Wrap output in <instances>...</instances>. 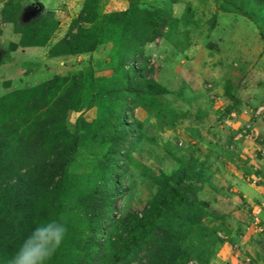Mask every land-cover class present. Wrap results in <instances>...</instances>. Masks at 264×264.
Wrapping results in <instances>:
<instances>
[{
    "label": "rangeland",
    "instance_id": "rangeland-1",
    "mask_svg": "<svg viewBox=\"0 0 264 264\" xmlns=\"http://www.w3.org/2000/svg\"><path fill=\"white\" fill-rule=\"evenodd\" d=\"M45 1L0 0V100L44 86L28 110L15 95L0 105V128H16L24 114L41 135L25 169L0 175V264L51 219L67 232L47 264H108L129 218L172 186L195 210L179 208L169 222L201 219L215 230V242L191 261L264 264V231L252 219L264 228V0H179L174 9L176 0ZM158 11L165 17L147 43ZM87 14L99 20L84 24ZM81 27L95 36L86 44H99L64 53ZM162 87L169 93L155 94ZM231 130L242 157L227 145ZM233 171L258 190L245 192L249 203L228 191ZM162 233L131 264H153Z\"/></svg>",
    "mask_w": 264,
    "mask_h": 264
},
{
    "label": "trees",
    "instance_id": "trees-1",
    "mask_svg": "<svg viewBox=\"0 0 264 264\" xmlns=\"http://www.w3.org/2000/svg\"><path fill=\"white\" fill-rule=\"evenodd\" d=\"M84 8V6H83ZM82 8V9H83ZM85 9V8H84ZM130 14L129 11L123 13L112 14V17L118 18L119 16H127ZM41 15V14H39ZM42 15L34 18L32 25L39 23L42 20ZM165 14L161 11L155 16L154 23L152 25L156 27L154 32L149 36L145 42H152L157 38V32L160 28V22L164 19ZM130 21H125L124 26L130 27L132 23V17L130 16ZM99 18L95 14L92 16H87L82 20L84 24H92L98 21ZM94 34L90 33L86 27H81L76 35L70 37V41L65 43L66 49L64 53L67 54H80L85 52H92L99 42H92L91 44H86L89 38H94ZM120 37H125L124 33H120ZM50 39V38H49ZM48 41V38L43 40V42H29L22 41L18 44L20 47H30V46H43ZM58 53V52H57ZM56 53V54H57ZM56 56V55H52ZM136 62V60H135ZM138 70V73H142L140 68H135L134 71ZM156 87L155 85H153ZM49 88H53L52 83L48 84ZM44 86L35 88L30 91H20L15 94L6 95L0 100V105H4L6 102L9 103L13 99V96H20L24 100L23 110H28L29 106L37 99L39 95L43 92ZM168 90L163 88L157 89L155 94L163 95L168 94ZM31 94V96L26 97ZM129 110H125V120ZM18 123L16 128L11 129L8 126L0 128V175L4 172H17L19 170L25 169L26 165H29L30 161L24 159L28 155L35 153L38 154L37 150L40 145L41 135L38 124L29 123L26 120V115L22 114L20 118L15 119ZM124 127L127 126L126 121H124ZM40 138V139H39ZM70 150H74L70 147ZM62 163L63 166H67L68 159H64ZM188 179L194 176H187ZM59 185H56L55 190H58ZM161 188L157 194V197L153 199L146 210L143 211L140 217L138 215L131 216L127 221L126 225L123 226V230L126 228L125 232L120 236L116 235L118 239L114 241L115 251L112 253L108 264H131L138 253L142 250V247L149 242V239L157 230H161L163 233L154 242H157L156 248L160 247V251L157 252L153 264H187L191 260L201 259L199 253L204 254L206 251L202 247L205 244H213L216 240L215 230H208L202 222V220L191 221V219L184 218L183 220H177L176 223L169 222V215L179 208H183L188 205L189 209L195 210V206H189V200L182 194L179 187H170L168 191H164ZM108 199L106 201L105 215H108L107 207L111 205L112 196L110 194L106 195ZM187 207V208H188ZM176 224V226L173 225ZM187 230L184 233V230ZM190 232H193V236H188L192 241L190 246L186 245L185 236ZM204 238L206 240H204ZM217 242V241H216ZM195 243V244H194ZM208 264L209 259L203 258Z\"/></svg>",
    "mask_w": 264,
    "mask_h": 264
},
{
    "label": "clouds",
    "instance_id": "clouds-1",
    "mask_svg": "<svg viewBox=\"0 0 264 264\" xmlns=\"http://www.w3.org/2000/svg\"><path fill=\"white\" fill-rule=\"evenodd\" d=\"M66 232L62 219L39 224L23 240L9 264H47L62 244Z\"/></svg>",
    "mask_w": 264,
    "mask_h": 264
},
{
    "label": "crops",
    "instance_id": "crops-1",
    "mask_svg": "<svg viewBox=\"0 0 264 264\" xmlns=\"http://www.w3.org/2000/svg\"><path fill=\"white\" fill-rule=\"evenodd\" d=\"M44 2V1H43ZM45 2H50V0H46ZM178 4H179V0H176V1H174L172 4H171V9H174V7H177L178 6ZM174 15V14H173ZM174 17H177L178 18V16H175L174 15ZM216 29V27L213 29V32H214V30ZM27 49V48H26ZM246 111V110H245ZM247 112V111H246ZM229 136H228V139L226 140L227 141V145L228 144H230V146L232 145V144H235V146L237 147V156H239V157H242V155H238V153H239V148L241 147V142H239V141H236L235 140V134H236V131H233V130H231L229 133ZM232 144H231V143ZM213 143H214V147H215V150L216 151H219L224 145L217 139V140H214L213 141ZM224 148H226V146L224 147ZM228 150H229V148H227ZM231 149H232V146H231ZM236 152V151H235ZM235 154V153H234ZM226 162H228L229 163V161L228 160H225ZM237 171V170H236ZM234 172V176H229L228 177V179H231V183L232 184H229L228 186H229V192H231V193H235V194H233L234 196L236 195V196H240L239 198L243 201V202H246V203H249V201H250V199H248V200H246V194H245V192H247V190L248 189H252V191L253 192H257L258 190L256 189V190H254L253 188H252V186L251 185H246V184H244L243 183V181L241 180H239V179H241L242 178V174L241 175H239L237 172H235V171H233ZM239 172V171H238ZM230 185H233V187H231ZM228 194V193H227ZM229 195V194H228ZM221 260H223V258L221 259Z\"/></svg>",
    "mask_w": 264,
    "mask_h": 264
},
{
    "label": "built area",
    "instance_id": "built-area-1",
    "mask_svg": "<svg viewBox=\"0 0 264 264\" xmlns=\"http://www.w3.org/2000/svg\"><path fill=\"white\" fill-rule=\"evenodd\" d=\"M262 154L264 155V151H262ZM252 219H253L254 228L257 230V232L259 233L263 232L264 228L262 226L261 221L257 217H254ZM187 264H196V263L194 261H189Z\"/></svg>",
    "mask_w": 264,
    "mask_h": 264
}]
</instances>
